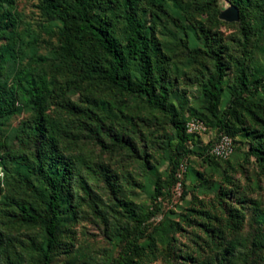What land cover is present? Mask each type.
Wrapping results in <instances>:
<instances>
[{"label":"rangeland","instance_id":"1","mask_svg":"<svg viewBox=\"0 0 264 264\" xmlns=\"http://www.w3.org/2000/svg\"><path fill=\"white\" fill-rule=\"evenodd\" d=\"M235 1H244L242 11ZM133 4L159 51L156 88L167 89L165 112L61 60L62 24L39 0H0V53L8 46L16 51L0 60V90H15L14 114L0 117V264H41L31 244L45 239L41 226L16 221L15 202L41 212L47 192L38 177L15 173L11 157L32 165L54 153L71 166L62 183V223L51 264H116L135 235L128 249L132 264H264V170L253 150L260 147L264 158V111L255 107L264 106V0ZM230 7L234 20L221 19ZM93 11L125 42L121 6L99 2ZM93 58L98 66L107 59ZM216 63L226 69L217 114L225 115L223 132L235 142L223 161L197 156L218 135L201 92ZM240 69L258 93L226 116ZM129 70L138 76L134 65ZM41 82L50 125L34 133L35 114L22 87ZM190 117L203 118L209 131L187 137L192 154L172 184L175 125ZM124 203L137 217L160 209L138 234Z\"/></svg>","mask_w":264,"mask_h":264},{"label":"trees","instance_id":"2","mask_svg":"<svg viewBox=\"0 0 264 264\" xmlns=\"http://www.w3.org/2000/svg\"><path fill=\"white\" fill-rule=\"evenodd\" d=\"M39 1L44 5V9L49 11L62 24L58 48V55L62 58L61 60L77 65L88 78H99L102 81H106L121 93L142 96L150 107L156 108L161 112L166 111L168 101L167 89L162 86L156 88V74L160 70L157 61L159 51L155 41L144 32V25L137 19L133 0ZM99 2H103L107 8H111L115 4L122 7V17L125 23V42H121L113 36L111 24L104 20H96L93 9L95 4ZM243 3L244 1H235L232 4L242 11ZM15 53L16 51H13V48L8 46L0 53V60L11 58ZM97 54H101L107 58L105 59L104 66H98L94 63L93 57ZM133 65L137 68V77H133L129 70ZM1 70L2 67H0ZM225 73V66L221 63H216L213 74L201 87L202 95L208 102V111L217 120L218 126L216 130V134L218 135L215 139L212 142H208L201 153H197V156L207 160L223 161V159L211 155L209 151L221 133L228 135L223 132L226 121L225 115L224 117H220L217 114ZM43 91L44 83L42 82L38 84L28 83L26 87H22V93L30 100L35 114V122L32 126L34 133L46 130V125H50L44 113L45 97ZM257 93L258 85L250 83L244 69H240L232 100L229 108L225 111L226 116L246 96L252 97ZM14 99V89L8 91L0 90V117L14 114ZM255 107L264 111V106L262 105H255ZM191 118L201 120L207 127V132L209 131V125L203 118ZM190 119L187 118L182 124L178 123L175 125V149L178 157L174 164L175 169L173 171L172 184L176 182L177 170L183 164L184 159L192 154L186 143L187 137L197 136L195 133L190 134L186 130V123ZM232 141L234 153L235 142L233 139ZM2 147L3 145L0 143V159L2 158ZM253 150L257 153V164L261 165L264 170V158L260 154L262 152L261 148L255 147ZM54 154L53 156L49 155L47 158L36 157L32 165H28L24 157H11L12 169L15 173L21 177L25 173L38 177L47 192L41 212L36 211L24 202L14 203L18 211L17 222L25 226H41L44 230L45 239L43 244H31V249L39 254L41 264H51L52 254L58 242V232L62 223L61 209L65 196L62 183L63 180L68 179L71 166V162L61 160L60 155ZM24 179L28 182L26 183L28 190L36 196L38 191L33 185L29 184L27 176ZM121 208L135 222V232L138 234L141 233L142 226L160 209L159 206H156L153 212L137 217L129 204H121ZM137 239L138 235H135L133 240L129 241L127 251L120 255L116 264H132L131 254L128 252V249H130L132 242ZM227 252H223V260L227 256Z\"/></svg>","mask_w":264,"mask_h":264},{"label":"built area","instance_id":"3","mask_svg":"<svg viewBox=\"0 0 264 264\" xmlns=\"http://www.w3.org/2000/svg\"><path fill=\"white\" fill-rule=\"evenodd\" d=\"M186 130L188 133H206L207 127L199 119H190L186 123ZM210 154L216 158L226 160L231 157L233 153V141L226 134H220L217 141L210 149Z\"/></svg>","mask_w":264,"mask_h":264},{"label":"water","instance_id":"4","mask_svg":"<svg viewBox=\"0 0 264 264\" xmlns=\"http://www.w3.org/2000/svg\"><path fill=\"white\" fill-rule=\"evenodd\" d=\"M232 13L235 14V8L230 7L229 9H227L226 11H224L223 13H221L220 18L224 19L226 21H233L234 18L232 16Z\"/></svg>","mask_w":264,"mask_h":264}]
</instances>
